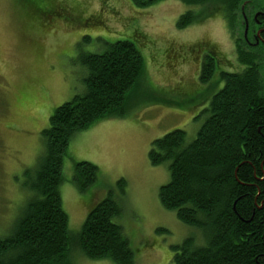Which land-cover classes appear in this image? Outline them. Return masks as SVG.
Wrapping results in <instances>:
<instances>
[{
    "label": "rangeland",
    "instance_id": "obj_1",
    "mask_svg": "<svg viewBox=\"0 0 264 264\" xmlns=\"http://www.w3.org/2000/svg\"><path fill=\"white\" fill-rule=\"evenodd\" d=\"M33 4L0 0V236L11 232L28 200L24 172L43 155L41 131L57 106L84 91L83 58L130 40L140 52L143 68L128 93L125 117L104 119L75 133L63 160L60 196L69 231L81 229L95 190L93 201L112 194L120 207L115 221L135 264H172L174 247L187 238L204 245L197 229L160 205L158 190L169 174L166 165L150 164L148 152L151 142L173 130H183L186 143L194 140L205 121L208 100L223 86L215 75L208 84L199 82V46L208 42L222 53L220 72H239L243 67L234 42L236 46L242 39L243 26L232 36L216 14L178 29V18L191 9L178 0L149 7H138L132 0ZM89 17L101 24L83 25ZM78 162L98 168L95 185L85 192L71 181ZM121 179L126 183L124 195L116 185ZM71 259L74 264H114L87 259L76 249Z\"/></svg>",
    "mask_w": 264,
    "mask_h": 264
},
{
    "label": "trees",
    "instance_id": "obj_2",
    "mask_svg": "<svg viewBox=\"0 0 264 264\" xmlns=\"http://www.w3.org/2000/svg\"><path fill=\"white\" fill-rule=\"evenodd\" d=\"M163 0H132L149 7ZM191 9L178 29L218 14L233 36L241 26L243 0H178ZM35 0H25L34 5ZM239 72H223L204 60L199 82L215 75L223 87L212 94L203 111L205 121L194 140L173 130L150 144L152 166L166 165L169 181L158 190L160 205L184 225L197 229L204 245L187 238L175 246L172 264H264V66L260 50L236 43ZM84 91L57 106L41 131L44 152L24 172L29 193L11 232L0 236V264H74L76 249L90 260L135 264L129 242L116 223L121 210L108 195L88 202L81 229L71 234L62 207V165L71 138L109 118L125 117L128 93L142 72V57L130 40L108 45L82 60ZM262 69V72L260 71ZM98 168L88 162L74 166L72 183L79 192L94 186ZM123 194L126 183L117 182ZM124 195V194H123Z\"/></svg>",
    "mask_w": 264,
    "mask_h": 264
},
{
    "label": "flooded vegetation",
    "instance_id": "obj_3",
    "mask_svg": "<svg viewBox=\"0 0 264 264\" xmlns=\"http://www.w3.org/2000/svg\"><path fill=\"white\" fill-rule=\"evenodd\" d=\"M52 10L54 11V8H52ZM63 15H65V13ZM241 19V26H243V36L241 40L245 49L249 51L260 50L261 52H263L264 0H243L241 5ZM96 20L93 17H89L88 19H85L82 24L96 27V25L101 24V20H99L98 18H96ZM234 48H236L235 42ZM236 50L237 49H235V51ZM197 54V58L199 60V72L204 60L214 61V63H216V65L218 66L217 69H219L220 66L224 65L222 60V53L216 48V46L212 45L211 43L204 42L203 45H200Z\"/></svg>",
    "mask_w": 264,
    "mask_h": 264
}]
</instances>
